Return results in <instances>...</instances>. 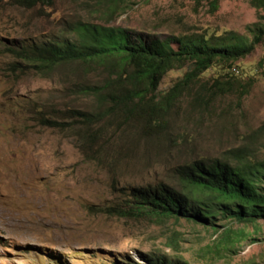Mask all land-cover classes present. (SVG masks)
<instances>
[{"label": "rangeland", "instance_id": "obj_1", "mask_svg": "<svg viewBox=\"0 0 264 264\" xmlns=\"http://www.w3.org/2000/svg\"><path fill=\"white\" fill-rule=\"evenodd\" d=\"M78 22L118 25L146 38L231 33L249 41L264 28V7L250 0H219L215 7L208 0H53L24 8L0 0V264H107L122 254L138 259L139 252L190 264H264L262 217L254 229L219 213L207 227L190 217L135 212L139 187L165 183L205 194L178 176L180 165L229 160L250 140L264 159V132L251 137L264 123V33L245 56L214 64L169 104L162 99L155 112L143 110L155 118L150 127L124 111L87 124L67 116V108L92 112L97 103L71 86L100 82L103 70L86 74L63 64L41 76L6 69L10 40L81 41ZM189 68L185 62L168 70L146 101L161 99ZM215 81L223 90L212 87ZM226 227L236 233L218 244Z\"/></svg>", "mask_w": 264, "mask_h": 264}, {"label": "trees", "instance_id": "obj_2", "mask_svg": "<svg viewBox=\"0 0 264 264\" xmlns=\"http://www.w3.org/2000/svg\"><path fill=\"white\" fill-rule=\"evenodd\" d=\"M11 1L24 8L53 3V0ZM208 1L215 7L219 0ZM250 2L255 7H264V0ZM73 28L81 41L48 36L40 42H25L14 48L11 45L5 46L6 52L13 58L6 69L14 73L30 69L41 76L50 74L54 68L63 64H77L76 67L86 74L103 70L100 82L80 81L71 86L73 93L92 95L98 110L82 112L67 108V116L93 124L103 116H114L117 111H124L126 114H133L132 117L145 119L144 126L147 127H150L155 118L151 112L143 114V110L149 108L155 112L161 108L162 99L165 105L169 104L183 86L214 64L227 63L245 56L253 50L264 33V28H255L249 41L243 35L231 33L224 37L196 34L158 39L146 38L140 32L118 25L78 22ZM185 62L190 63V68L182 78L170 86L161 99L152 96L151 99L155 101H146L144 96L157 88L163 75ZM212 87L223 90L218 81L213 82ZM41 117L42 120L46 118ZM55 122L57 121L46 120L47 124L64 125L62 121ZM261 132H264V123L251 137L258 138ZM81 136L92 141V137L86 133ZM249 142L251 144L253 140ZM250 144L233 149L229 160H195L177 167L178 176L201 192L204 191V195L190 196L170 189L166 197H159L155 192L145 189L139 191L145 204L144 209L139 211L156 218L190 217V220L207 227L214 225L213 219L219 213L253 223L255 229V219L264 218V159L256 156ZM160 186L164 191L168 185L161 183ZM235 233L231 227H226L216 241L218 244L228 243ZM141 259L143 262L115 258L107 264H190L181 257L163 253H142Z\"/></svg>", "mask_w": 264, "mask_h": 264}, {"label": "clouds", "instance_id": "obj_3", "mask_svg": "<svg viewBox=\"0 0 264 264\" xmlns=\"http://www.w3.org/2000/svg\"><path fill=\"white\" fill-rule=\"evenodd\" d=\"M8 2L10 3V4H12L13 2L11 1V0H8ZM12 5H14V4H12ZM42 40H44V39H42ZM41 41V40H40ZM40 41H36V40H32V39H24V40H10L9 41V43H8V45L7 46H12L13 48L15 47V45H18V44H22V43H25V42H29V43H33V42H40ZM5 52H6V48H5ZM7 53V52H6ZM8 55H9V53H7ZM10 56V55H9ZM11 57V56H10ZM12 58V57H11ZM13 59V58H12ZM12 61V60H11ZM10 63V62H9ZM9 63H8V65H9ZM40 114H42V113H40ZM40 120L42 121V117H40ZM184 181V180H183ZM161 184H159V185H156L153 189H151L150 188V186H145V187H139V188H136L135 190L138 192V194H137V203H138V205L136 206V209H135V212H136V214H139V215H141V214H144L145 212H140L139 211V209H141V210H143L144 209V203H143V199L140 197V192L139 191H143V190H145V189H149V190H151V191H153V192H155L157 195H159V197H166V194H167V191H169L170 189H173V190H176V191H179V190H177V189H174L173 188V186H170V185H168L167 187H166V189L163 191L162 189H161V186H160ZM179 192H181V191H179ZM181 193H183V192H181ZM143 208V209H142ZM165 217V216H164ZM146 253H149V252H146ZM141 252H139L138 253V259H135V258H133V257H131V256H128V254H122V255H119L118 256V258L117 259H119V258H123L125 261L126 260H128V261H136V262H143V260L141 259Z\"/></svg>", "mask_w": 264, "mask_h": 264}]
</instances>
